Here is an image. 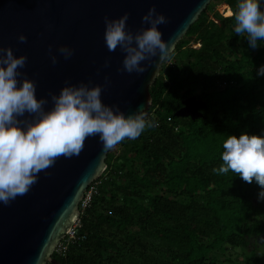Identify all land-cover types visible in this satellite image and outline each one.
I'll return each mask as SVG.
<instances>
[{
    "label": "trees",
    "instance_id": "16d2710c",
    "mask_svg": "<svg viewBox=\"0 0 264 264\" xmlns=\"http://www.w3.org/2000/svg\"><path fill=\"white\" fill-rule=\"evenodd\" d=\"M213 2L220 13L212 12ZM237 3L212 0L164 58L144 113L156 126L116 145L117 162L109 151L95 182L108 183L117 173L124 181L112 182L111 193L101 187L81 213L86 240L65 255L55 252L48 264H137V257L141 264H219V251L250 245L234 264H264V200L254 203L260 187L231 170L213 172L229 135L264 134V76L256 74L264 40L253 49L234 32ZM195 92L206 105L203 116H178ZM132 242L143 248L138 256ZM155 245L171 260L159 262V246L151 256L147 249Z\"/></svg>",
    "mask_w": 264,
    "mask_h": 264
},
{
    "label": "water",
    "instance_id": "95a60500",
    "mask_svg": "<svg viewBox=\"0 0 264 264\" xmlns=\"http://www.w3.org/2000/svg\"><path fill=\"white\" fill-rule=\"evenodd\" d=\"M211 1L0 0V49L11 47L15 55H26L25 65L18 69V82L32 79L37 97L48 101L46 110L52 107L51 95L58 94L65 84L83 83L101 85L103 103L118 107L125 115L141 108L145 113L152 103L150 87L164 59L157 55L142 61L147 67L140 74L124 71L125 53L119 47L110 52L106 46L104 18H118L127 12L126 28L135 33L149 26L142 16L154 5L167 17V23L158 27L162 38L171 43V53ZM20 33L26 41L18 40ZM61 45L73 49L71 57L65 59L58 52ZM50 48L57 55L55 64ZM197 105L189 98L177 115L198 119L203 113ZM110 150H103L98 135L90 136L79 155L58 157L38 174L26 194L7 205L0 203V264L53 261L58 245L81 218L86 191L106 170Z\"/></svg>",
    "mask_w": 264,
    "mask_h": 264
},
{
    "label": "clouds",
    "instance_id": "9594fccd",
    "mask_svg": "<svg viewBox=\"0 0 264 264\" xmlns=\"http://www.w3.org/2000/svg\"><path fill=\"white\" fill-rule=\"evenodd\" d=\"M262 5L264 0H238L234 13V32L246 36L253 49L264 40ZM127 20V12L118 18L106 16L104 39L110 52L119 47L125 53L124 71L140 74L147 67L142 61L157 55L162 60L170 54L171 43L162 38L158 27L167 23V17L153 5L142 16L149 26L135 33L126 28ZM17 38L20 42L27 39L23 33ZM58 52L67 59L73 49L61 45ZM49 53L55 64L57 55L51 48ZM26 60V55H15L11 47L0 49V203L5 205L26 194L38 174L58 157L79 155L86 138L98 135L107 151L156 126L154 120L146 119L143 108L125 115L118 107L103 103L99 84H65L58 94L51 95L52 107L46 110L48 101L37 97L35 82L27 77L18 82V69ZM256 74L264 76V65ZM222 148L223 163L213 172L226 174L231 170L245 182H255L260 187L257 199L264 200V134L229 135ZM98 167L103 171L102 165Z\"/></svg>",
    "mask_w": 264,
    "mask_h": 264
},
{
    "label": "rangeland",
    "instance_id": "374dc122",
    "mask_svg": "<svg viewBox=\"0 0 264 264\" xmlns=\"http://www.w3.org/2000/svg\"><path fill=\"white\" fill-rule=\"evenodd\" d=\"M210 5L213 6V8H215V9H212L213 10L212 12L218 11L220 13L221 6H217L216 2H213ZM224 15H225V13H224ZM262 62H264V58H262ZM196 95H197V92H195V96L191 97V100L196 105L199 104V106L197 105V107H198V110H200L202 107H205V104H204V102L201 99H198ZM145 117L147 118L148 116L145 115ZM111 152L114 154L113 162L114 161L117 162V157L120 155V151L118 150V148H112L111 149ZM128 169H131V167L128 166ZM124 179H125V177L122 174L117 173L116 178L115 179H110L108 183L104 182L105 179H103L101 181L99 180V181H96V182L94 181L95 183H92L91 184L92 187L88 190L87 195H86V198L84 199L85 200V203L87 204L86 207H88L91 204V201L94 198V195H96V194L99 193L101 187L104 184H106V185L103 187V189L107 193L108 192L111 193V190L114 189V184H112V182H116L117 184H121L124 181ZM254 203L255 204L258 203V199L257 198H254ZM262 203L264 204V201ZM86 207H83V204H82V206L80 207L81 213L85 210ZM107 228L108 227H106V229ZM114 230L115 229H113V228H108L107 229V232L108 233L109 232H113ZM136 231H137V227L136 226H131L130 227V232H135L136 233ZM66 239H68V237ZM66 241L67 240H65V241L62 240L61 245L58 248V253H62L63 254V252L65 251ZM132 243L133 244H130V246L131 245L134 246V248L137 250L136 251V256H138L139 250H143V248L142 247H138L135 242H132ZM120 245L124 249L127 248L126 246H124V242H121ZM156 246H159V249L160 250H163L161 253H159V252L157 253V257L159 258V260H160L159 262L160 263H162L163 262L162 260H165V259L166 260H171V257L169 256V254L168 253L166 254V251L160 245L153 246V249L152 248H148L147 249L148 251H150L151 256H153V254H156L155 251H154V250H156V248H155ZM250 246L247 249H243L242 247H238V246L237 247L230 246V247H227L225 250L219 251L217 253V257H218L219 264H234L238 260H240V261L243 262V260L245 259V256H247V255L250 254V249L252 248ZM130 249H132V248L130 247ZM142 258L144 259V257H142ZM135 260H136L135 263H137V264H141V262H142V259L139 258V257H137Z\"/></svg>",
    "mask_w": 264,
    "mask_h": 264
},
{
    "label": "built area",
    "instance_id": "2783aa9c",
    "mask_svg": "<svg viewBox=\"0 0 264 264\" xmlns=\"http://www.w3.org/2000/svg\"><path fill=\"white\" fill-rule=\"evenodd\" d=\"M177 128H178V126H177ZM91 187H92V186H90L89 189H90ZM89 189H88V190H89ZM88 190H87L86 193H85V197H84V199L86 198V195H87ZM84 199L82 200L80 207L82 206V204H83V207H86V206H87V204L85 203V200H84ZM80 228H82L81 218L78 219V220L74 223V225L72 226V228L70 229V231H69V232L65 235V237L63 238L64 241L67 240V241H66V244H65V251L63 252V254H62V253H58V248L60 247L61 243L58 245V247H57V249H56V252H57L58 254H60V255H65V254L67 253V251L69 250V247H70L71 245L82 244V243L86 240V238H87L86 234H80V233H79V229H80ZM67 237H68V239H66ZM61 242H62V241H61Z\"/></svg>",
    "mask_w": 264,
    "mask_h": 264
}]
</instances>
